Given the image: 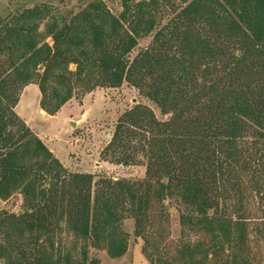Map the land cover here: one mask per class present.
<instances>
[{
    "label": "trees",
    "instance_id": "1",
    "mask_svg": "<svg viewBox=\"0 0 264 264\" xmlns=\"http://www.w3.org/2000/svg\"><path fill=\"white\" fill-rule=\"evenodd\" d=\"M120 3L117 14L105 0L0 1V198L23 195L22 213L0 209L3 264H100L91 247L121 257L127 218L153 262L254 264L264 239V0ZM126 81L170 114L136 104L104 149L118 163L145 162L143 179L70 171L16 110L31 83L56 114L79 91ZM168 198L186 209L173 254Z\"/></svg>",
    "mask_w": 264,
    "mask_h": 264
},
{
    "label": "rangeland",
    "instance_id": "2",
    "mask_svg": "<svg viewBox=\"0 0 264 264\" xmlns=\"http://www.w3.org/2000/svg\"><path fill=\"white\" fill-rule=\"evenodd\" d=\"M0 1L7 2L9 0ZM36 1L54 3L59 7L68 9H78L86 0ZM105 2L114 13L119 14L121 12L120 0H105ZM152 39V35L141 38L138 47L132 53V57L150 45ZM33 84L39 87L37 83ZM79 92L78 96H74L65 106L63 105L64 108L59 110L61 114H58V111L50 116L44 109L41 111V91H37L36 88L34 92L29 90L22 107H28L27 113L31 114V118L27 119L21 116L70 171L92 173L95 176V181L101 176L113 179H143L147 171L145 162L118 163L106 158L104 149L112 139L120 117L136 104L149 106L160 120L168 119L170 114L162 112L153 100L142 94L139 88L128 81L119 87H96L89 92ZM166 204L169 219L162 226L165 230L166 240L164 244L165 246L169 244L168 248L173 254L177 244L180 243L179 241L186 239L180 220L186 209L177 198H168ZM0 209L22 213L23 195L15 193L8 199L0 198ZM124 227L130 235V241L128 251L123 256L114 258L108 254L106 249L96 247L90 248V256L98 258L100 264H159L153 262L144 252L145 240L135 234L134 219L127 218ZM192 237L196 236L192 235ZM253 249L254 264H264V239L260 241L259 246L258 241L255 242ZM3 263V259L0 258V264Z\"/></svg>",
    "mask_w": 264,
    "mask_h": 264
},
{
    "label": "crops",
    "instance_id": "3",
    "mask_svg": "<svg viewBox=\"0 0 264 264\" xmlns=\"http://www.w3.org/2000/svg\"><path fill=\"white\" fill-rule=\"evenodd\" d=\"M34 86V87H33ZM35 84H29V85H27L26 87H25V89H24V92H23V94H22V98L20 99V101H19V103H18V105H17V110H18V112H19V114L20 115H22L23 117H25V118H27V119H29V118H31V114L30 113H27L28 112V107H26V108H23L22 107V104L24 105V102L23 101H25V98L27 97V93L29 92V90H31L32 92H34L35 91V88H36V90L37 91H39L38 90V86H36ZM28 101V100H27ZM64 106H65V104H64ZM64 106L62 107V108H64ZM30 110V109H29ZM41 111H43V109H41ZM58 114H61V111H59V113ZM39 115H41V113H39ZM52 114H50V116H51ZM30 116V117H29ZM56 116V115H55Z\"/></svg>",
    "mask_w": 264,
    "mask_h": 264
}]
</instances>
